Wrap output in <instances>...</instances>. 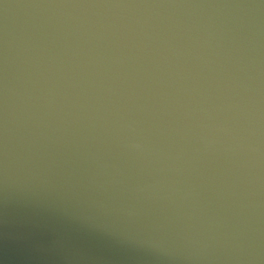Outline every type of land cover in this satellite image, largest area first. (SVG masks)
<instances>
[{
	"label": "water",
	"instance_id": "95a60500",
	"mask_svg": "<svg viewBox=\"0 0 264 264\" xmlns=\"http://www.w3.org/2000/svg\"><path fill=\"white\" fill-rule=\"evenodd\" d=\"M0 264H264V0H0Z\"/></svg>",
	"mask_w": 264,
	"mask_h": 264
}]
</instances>
